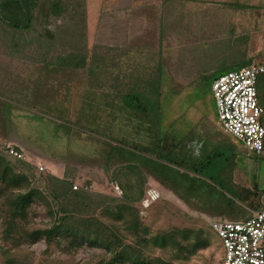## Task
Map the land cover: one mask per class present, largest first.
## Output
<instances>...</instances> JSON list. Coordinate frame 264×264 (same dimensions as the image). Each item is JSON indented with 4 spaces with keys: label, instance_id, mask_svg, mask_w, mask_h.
Here are the masks:
<instances>
[{
    "label": "rangeland",
    "instance_id": "obj_1",
    "mask_svg": "<svg viewBox=\"0 0 264 264\" xmlns=\"http://www.w3.org/2000/svg\"><path fill=\"white\" fill-rule=\"evenodd\" d=\"M101 1L85 9L84 0H25L26 28L0 19V154L38 194L20 228L59 224L86 237L5 244L0 206V264H108L116 252L149 264H215L220 242L208 222L241 221L264 202V157L222 131L211 93L217 76L264 62V0H172L164 18L152 1L139 24L131 9H98ZM126 94L150 120L159 107L164 149L183 157L194 147L187 165L222 156L165 186L140 159L108 155L102 136L133 137L128 126L141 118L122 107ZM149 179L161 199L142 210Z\"/></svg>",
    "mask_w": 264,
    "mask_h": 264
},
{
    "label": "trees",
    "instance_id": "obj_2",
    "mask_svg": "<svg viewBox=\"0 0 264 264\" xmlns=\"http://www.w3.org/2000/svg\"><path fill=\"white\" fill-rule=\"evenodd\" d=\"M24 1L25 0H12L10 3L6 4L4 0H0V19H7L10 25L17 29L26 28L27 25L25 27L21 25L22 18L30 21L31 13L29 9H27ZM23 6L26 9H22ZM1 12H3V14H1ZM23 12H25L24 16L21 15ZM6 15H8V17H5ZM248 64H250V62ZM257 90L259 103L264 110L261 100V95L264 94V75L258 80ZM122 101V107L124 109L130 110L134 114H140L141 118L138 119L137 123L135 122L136 124L131 123V125L128 126L133 133V137L118 139L117 137L101 135L105 138L109 146L110 151H108V155L111 156L115 152L116 154L122 153L124 157H126L125 161L128 163L132 162V159H140L145 170L149 175L151 174L150 176L152 178H154V176L156 177L154 172H159V174H161L162 178L158 179L165 186L170 183L175 186L176 184H180L179 180L183 179L184 175V172L181 174L180 170L188 171L194 176H199L202 171L211 165L214 159L222 156L220 151H215L213 154L205 156L204 160L187 165L188 158L192 153H186L185 156L181 157V154L176 152L175 147H171L168 150L164 149L163 134L159 125V107H157L155 118L150 120L149 111L136 94H126ZM142 118L145 120L148 118L149 120L145 121ZM127 121V123L130 124V119H127ZM173 176L176 178H173ZM26 181V177L22 174L15 173L10 167L9 162L0 154V206L5 210L3 220V240L5 244L17 246L20 244L34 243L43 239L45 243L50 245L57 238H71L73 242L77 240L79 244L83 243L86 239L85 236L79 235L76 232L74 233L70 229H66L64 225H52L48 229L31 232L23 231V229L20 228L21 223L27 221L29 214L34 209L35 202L38 201L37 192L34 189H30ZM180 232L189 233L187 230H182ZM169 236L173 237L175 235L173 232H170ZM193 247L196 248L197 244L195 243ZM106 249L110 251V248L107 247ZM125 263L149 264L144 261L139 262L130 257L126 258L124 252H116L108 264Z\"/></svg>",
    "mask_w": 264,
    "mask_h": 264
},
{
    "label": "built area",
    "instance_id": "obj_3",
    "mask_svg": "<svg viewBox=\"0 0 264 264\" xmlns=\"http://www.w3.org/2000/svg\"><path fill=\"white\" fill-rule=\"evenodd\" d=\"M264 75V62L251 63L239 70L217 76L211 84L217 121L220 128L242 143L250 153L264 152V110L259 103L257 84ZM5 153L23 160L24 155L5 145ZM39 171L43 166L37 165ZM74 190L89 188L73 186ZM116 194L122 192L114 186ZM161 199L159 186L153 179L146 182L138 206L146 210ZM210 230L220 242V256L215 264H264V204L238 222L214 219Z\"/></svg>",
    "mask_w": 264,
    "mask_h": 264
},
{
    "label": "crops",
    "instance_id": "obj_4",
    "mask_svg": "<svg viewBox=\"0 0 264 264\" xmlns=\"http://www.w3.org/2000/svg\"><path fill=\"white\" fill-rule=\"evenodd\" d=\"M152 1H154V5L156 6V9L157 8L159 9V13H158L159 18H160V16L163 18L166 17V14H167V17H171L170 9L172 6V4H171L172 0H114V1L102 0L100 3V6L97 8L101 9L104 7H112V8L115 7V9H122V10L131 9L132 10L131 11L132 12L131 17L133 19V24H139L140 18H142L143 21L145 19L144 13L141 12V10L151 8V6H153ZM88 3L89 2H87V0H84L83 7L85 9H89ZM161 9L162 10L164 9V10L161 11ZM124 14H125V12L123 11V15ZM87 25H88V22H87ZM136 38L137 37H133V39H136ZM263 124H264V122H263ZM197 146H200V144H197ZM193 149H194V147H190V148L187 147L186 150L189 154L191 153V150H192V155H193ZM262 156L264 157V152H263ZM263 204H264V202H263ZM250 214H251V212L249 214H247V216L245 218H242L240 220H244V219L248 218L250 216Z\"/></svg>",
    "mask_w": 264,
    "mask_h": 264
}]
</instances>
